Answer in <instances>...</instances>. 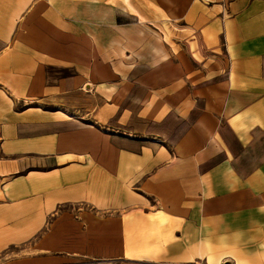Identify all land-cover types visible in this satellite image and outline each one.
Segmentation results:
<instances>
[{
  "label": "crops",
  "instance_id": "crops-1",
  "mask_svg": "<svg viewBox=\"0 0 264 264\" xmlns=\"http://www.w3.org/2000/svg\"><path fill=\"white\" fill-rule=\"evenodd\" d=\"M97 2L0 0V264H264V0Z\"/></svg>",
  "mask_w": 264,
  "mask_h": 264
},
{
  "label": "rangeland",
  "instance_id": "rangeland-1",
  "mask_svg": "<svg viewBox=\"0 0 264 264\" xmlns=\"http://www.w3.org/2000/svg\"><path fill=\"white\" fill-rule=\"evenodd\" d=\"M73 1H78V2L84 3L85 11L86 12H91L92 11V8L91 7L93 6V3H98L97 1H99L101 3L102 2H107L108 0H73ZM76 7L77 6L71 7L72 8V10H70V13H71L70 16L71 17L73 16L72 13L75 14ZM150 7L151 8L152 7L155 8L156 6L155 5H151ZM151 8H149V11L152 12V10H155V9H151ZM151 12L149 13V15L152 16L151 19L142 20V21H138V22L140 24L142 23L144 25V27H147V28H149L150 30L153 31V30H156V29L160 28V19L157 18L156 15H153ZM88 24L91 25L92 24V21L91 20H86V27H88ZM104 27H106V26H104ZM117 38H119V37H117ZM79 96H81V97H79V98L75 97L74 99H70L68 101V110L66 111V112H68V114H70V115H77V114H80L81 109H85L86 111H90V112H88L90 114L89 115H86V117L87 118H94L91 115V113H93V111L96 112L97 109H98V106H100L102 102H104V107L106 109L115 110L116 107H117V104H114L112 106H109L108 105L109 103H112L113 102V99H108L106 101H102V99H99V97L97 95H95V99L93 100V98H91L88 95V93H84V94L79 95ZM150 101H151V104H155L156 103V99H152ZM114 102L115 103H119L120 100L118 99V100H116ZM99 118L104 119V117H99ZM150 182H152V181H150ZM156 182L157 181L152 182L154 184L151 185V186L152 187H155L154 185L156 184ZM152 187H150L149 189L152 190L153 189ZM84 208H87V207H84ZM222 264H226V263H222ZM229 264H232V263H229Z\"/></svg>",
  "mask_w": 264,
  "mask_h": 264
},
{
  "label": "built area",
  "instance_id": "built-area-1",
  "mask_svg": "<svg viewBox=\"0 0 264 264\" xmlns=\"http://www.w3.org/2000/svg\"><path fill=\"white\" fill-rule=\"evenodd\" d=\"M194 264H200V263L196 262V263H194ZM226 264H229V263H226Z\"/></svg>",
  "mask_w": 264,
  "mask_h": 264
}]
</instances>
